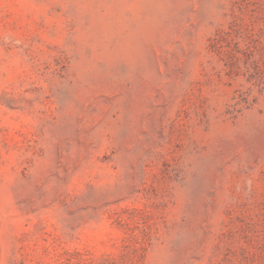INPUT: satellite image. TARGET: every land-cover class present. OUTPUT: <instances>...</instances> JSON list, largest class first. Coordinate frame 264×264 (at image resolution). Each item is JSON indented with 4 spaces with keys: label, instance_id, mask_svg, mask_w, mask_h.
<instances>
[{
    "label": "rangeland",
    "instance_id": "obj_1",
    "mask_svg": "<svg viewBox=\"0 0 264 264\" xmlns=\"http://www.w3.org/2000/svg\"><path fill=\"white\" fill-rule=\"evenodd\" d=\"M0 264H264V0H0Z\"/></svg>",
    "mask_w": 264,
    "mask_h": 264
}]
</instances>
